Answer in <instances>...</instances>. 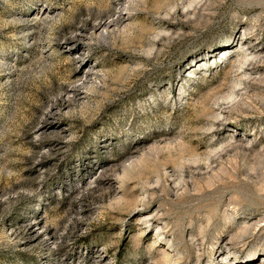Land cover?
Segmentation results:
<instances>
[{"label":"rangeland","instance_id":"1","mask_svg":"<svg viewBox=\"0 0 264 264\" xmlns=\"http://www.w3.org/2000/svg\"><path fill=\"white\" fill-rule=\"evenodd\" d=\"M0 264H264V0H0Z\"/></svg>","mask_w":264,"mask_h":264}]
</instances>
